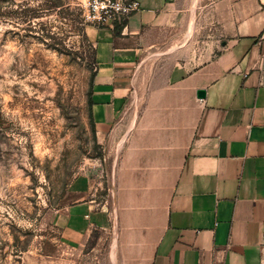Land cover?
<instances>
[{"label":"crops","instance_id":"obj_1","mask_svg":"<svg viewBox=\"0 0 264 264\" xmlns=\"http://www.w3.org/2000/svg\"><path fill=\"white\" fill-rule=\"evenodd\" d=\"M138 1L87 28L109 165L73 181L64 226L110 228L121 264H264V8Z\"/></svg>","mask_w":264,"mask_h":264},{"label":"rangeland","instance_id":"obj_2","mask_svg":"<svg viewBox=\"0 0 264 264\" xmlns=\"http://www.w3.org/2000/svg\"><path fill=\"white\" fill-rule=\"evenodd\" d=\"M85 1L0 0V264H121L110 228L70 231L62 212L73 181L109 165Z\"/></svg>","mask_w":264,"mask_h":264},{"label":"built area","instance_id":"obj_3","mask_svg":"<svg viewBox=\"0 0 264 264\" xmlns=\"http://www.w3.org/2000/svg\"><path fill=\"white\" fill-rule=\"evenodd\" d=\"M264 8V0H260ZM85 21L96 26H105L139 11L138 0H86L84 5ZM264 42V30L260 36Z\"/></svg>","mask_w":264,"mask_h":264},{"label":"trees","instance_id":"obj_4","mask_svg":"<svg viewBox=\"0 0 264 264\" xmlns=\"http://www.w3.org/2000/svg\"><path fill=\"white\" fill-rule=\"evenodd\" d=\"M94 79V77H93ZM92 87H93V81H92V84H91V93H90V99H89V105H90V116H91V121H92V124H93V130L96 129L95 127V123H94V120H93V115H92V105H93V101H92Z\"/></svg>","mask_w":264,"mask_h":264},{"label":"water","instance_id":"obj_5","mask_svg":"<svg viewBox=\"0 0 264 264\" xmlns=\"http://www.w3.org/2000/svg\"><path fill=\"white\" fill-rule=\"evenodd\" d=\"M205 95H206L205 90H199V91H198V97H199V98H204Z\"/></svg>","mask_w":264,"mask_h":264}]
</instances>
